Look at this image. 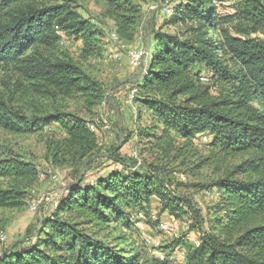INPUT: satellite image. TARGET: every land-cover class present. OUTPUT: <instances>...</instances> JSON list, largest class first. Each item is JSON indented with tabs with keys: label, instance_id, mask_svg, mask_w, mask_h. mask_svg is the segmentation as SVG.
Returning <instances> with one entry per match:
<instances>
[{
	"label": "trees",
	"instance_id": "16d2710c",
	"mask_svg": "<svg viewBox=\"0 0 264 264\" xmlns=\"http://www.w3.org/2000/svg\"><path fill=\"white\" fill-rule=\"evenodd\" d=\"M102 1L119 38L133 40L137 0ZM170 21L180 23V32L153 31L135 95L143 110L138 120L145 112L153 125L137 133L162 160L137 170L115 158L121 166L91 182L82 176L35 236L15 243L0 255V264H167L138 252L128 256L123 247L139 217L168 225L163 215L185 221L198 235L196 244L185 237L173 243L185 264H264V0H186ZM100 35L69 0H0V67L21 76L17 86L26 91L0 97V129L22 135L59 127L66 137L54 140L52 159L60 167L96 156L98 133L66 113L28 114L27 100L99 99L96 82L59 46L80 38L86 58L97 51ZM203 137L211 150L195 160L194 142ZM236 156L249 159L198 186L220 193L212 219L190 197L174 192L168 164L192 174ZM38 174L19 157H0V180L7 182L0 207L22 202Z\"/></svg>",
	"mask_w": 264,
	"mask_h": 264
},
{
	"label": "rangeland",
	"instance_id": "374dc122",
	"mask_svg": "<svg viewBox=\"0 0 264 264\" xmlns=\"http://www.w3.org/2000/svg\"><path fill=\"white\" fill-rule=\"evenodd\" d=\"M61 1L65 3L68 0ZM69 1L104 36H99L102 38L97 51L86 58L85 54L83 55L84 46L80 38H69L61 43L60 53L76 62L96 82L99 99L90 101V98L72 96L38 103L27 100L29 104L26 110L28 114L58 111L61 114L77 116L85 120L88 125L94 124L98 133L100 151L96 156L85 159L80 166L67 163L60 167L53 164L52 159L55 152L54 140L66 137L59 127L52 126L43 131L22 135L0 129V157H19L24 162L34 164L39 173L22 202L16 200L13 206L10 203L0 207V236L7 235V241L0 242V255L7 252L15 243L18 246L27 244L30 240L27 237L31 234L35 236L40 230L41 222L52 216L63 194L82 176L86 181L91 182L100 172L120 165L115 158L132 163L131 166L134 165L137 170L162 160L158 151L151 150L150 145H147L137 133L139 129L146 131L153 125L145 112L142 120H138L142 106L135 99L136 96L132 98V95L139 92L137 84L142 73L147 69V61L150 57L147 46L153 38V31L177 35L181 29L180 23L173 24L170 18L175 8L186 0H137L140 12L138 33L131 41H125L116 34L114 23L107 15V5L104 1ZM234 24H238L237 21ZM241 24L246 27L244 23ZM19 82L21 76L15 71L0 67V97L8 99V95L12 92L26 93L24 87L17 86ZM194 149L196 160L198 157L206 158L211 146L208 140H197L194 142ZM246 159L249 158L236 156L217 166L209 163L192 174L176 164H168L166 168L172 171L171 183L177 184L174 192L190 197L203 214H209V218L212 219L220 208V193L217 189L210 191L198 186L217 181L228 168ZM241 176L245 177V175ZM4 189H7V182L0 180V190ZM161 219L169 226L171 222L176 223V225L172 224L176 231L166 232L162 229V221L155 219L146 221L141 216L132 229L129 242L123 247L127 248L128 256L131 257L138 252L151 258L156 256L160 260H165L167 264H185L183 254L173 243L178 238L185 237L186 241L196 244L198 235L189 232L185 221L169 219L164 215Z\"/></svg>",
	"mask_w": 264,
	"mask_h": 264
},
{
	"label": "built area",
	"instance_id": "2783aa9c",
	"mask_svg": "<svg viewBox=\"0 0 264 264\" xmlns=\"http://www.w3.org/2000/svg\"><path fill=\"white\" fill-rule=\"evenodd\" d=\"M165 12L167 13V11H165ZM167 14H168V13H167ZM56 30H58V28H56ZM57 33H58V31H57ZM134 96H135V95L133 94V95H132V98H134ZM88 127H89V129H90L91 131L95 132V128H96V126H95L94 124L88 125ZM105 128H108V127H105ZM202 140H203V141H207L208 139H207V137H203ZM162 229H163L164 231H166V232H173V229H172L171 227H169L168 225H166V224H163ZM0 241H1L2 243L6 242V241H7V235H5V234L1 235V236H0Z\"/></svg>",
	"mask_w": 264,
	"mask_h": 264
}]
</instances>
